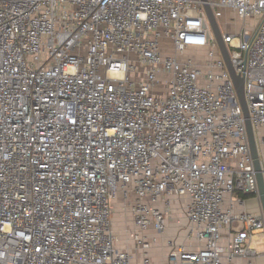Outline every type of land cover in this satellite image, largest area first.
Returning a JSON list of instances; mask_svg holds the SVG:
<instances>
[{"label":"built area","instance_id":"built-area-1","mask_svg":"<svg viewBox=\"0 0 264 264\" xmlns=\"http://www.w3.org/2000/svg\"><path fill=\"white\" fill-rule=\"evenodd\" d=\"M207 3L242 22L221 32L264 165V0ZM203 5L0 0V264H133L117 201L143 264L175 212L186 243L167 241L165 264L264 258L245 119Z\"/></svg>","mask_w":264,"mask_h":264},{"label":"water","instance_id":"water-1","mask_svg":"<svg viewBox=\"0 0 264 264\" xmlns=\"http://www.w3.org/2000/svg\"><path fill=\"white\" fill-rule=\"evenodd\" d=\"M201 1L204 3V5H203L204 9L207 13L211 28L213 30L217 44L219 46L220 53L223 56V59L225 61V64H226L227 69L229 71V74L231 76V80H232L233 85L235 87V90L237 92V96H238L240 106L242 108V113H243V117L245 119V124H246V129H247L249 147H250L251 154H252V157L254 160L255 171L257 174V181H258L259 193H260L259 199H260L262 211L264 214V165H263V160H262L260 148H259L257 140H256L255 130H254V127H253V124L251 121L248 104L246 101L245 78H244V76L237 74L233 65H232L227 46L224 42L222 32L220 30V27L218 25V22L215 18V15H214V12H213L211 6L207 3V0H201Z\"/></svg>","mask_w":264,"mask_h":264},{"label":"rangeland","instance_id":"rangeland-1","mask_svg":"<svg viewBox=\"0 0 264 264\" xmlns=\"http://www.w3.org/2000/svg\"><path fill=\"white\" fill-rule=\"evenodd\" d=\"M218 24L220 26V29L223 33L229 32L231 34H240V30L242 28V22L239 20L236 16L226 14L224 15L221 19L218 20ZM202 55L204 54L201 52ZM190 54H193L195 56H198V54L195 52H191ZM264 152V150H263ZM117 208V207H116ZM116 213H114V221H115V234L117 235L118 239V245L121 248L127 249L128 246L130 248V251H138L137 248H135V243L130 241V243L127 242V233L126 230L130 229L133 227L132 221H131V216L129 212L122 210V206ZM167 234V233H166ZM186 234V227L181 226L180 228L177 229H171L170 228V233L168 234L171 238H173V242L175 244L178 243L179 238H183V236ZM168 236V237H169ZM186 241V237H184ZM184 241V240H183ZM162 246L160 245L159 248H157L156 251H166L168 249L165 244V239L163 240L162 238ZM134 247V248H133ZM166 248V249H165ZM169 251V250H168ZM259 264H264V259L262 258Z\"/></svg>","mask_w":264,"mask_h":264},{"label":"crops","instance_id":"crops-1","mask_svg":"<svg viewBox=\"0 0 264 264\" xmlns=\"http://www.w3.org/2000/svg\"><path fill=\"white\" fill-rule=\"evenodd\" d=\"M258 22H259L258 19H252V20H249L248 21L247 28H248V31H250V33L252 35L255 32V28H256ZM242 198L245 201V206H244L245 207V210H247L250 213H254V214H261V213H263L262 206H261V203H260V199H258L255 196H250V197H247V198L242 197ZM118 209H119V213H120V211H121L120 210L121 209V203H120V201H117V203L115 204V213L118 211ZM181 226L187 227V221L183 217V214L182 213L175 212L174 213V219L171 222L170 228L173 229V227H174V229H177V228H180ZM170 228L167 230V232H166L167 234H165V236L163 238V240L165 239L166 247H167V243H166L167 241L174 240L173 238H171L168 235L170 233ZM186 236H187V231H186V234L183 236V238H179L180 241H178V243L176 245L185 244L186 241H185L184 237H186ZM160 245L162 246L161 240L159 241V243L154 244L153 245V248L150 250V260H151V263L152 264H165L166 263V258H167V255L170 252V249H169V247H167L168 249L165 248L166 251H156L157 248L160 247ZM131 253L134 255L133 264H143L142 263V261H143L142 251H139V250L138 251H131ZM261 259H258L257 260V264L260 263Z\"/></svg>","mask_w":264,"mask_h":264},{"label":"trees","instance_id":"trees-1","mask_svg":"<svg viewBox=\"0 0 264 264\" xmlns=\"http://www.w3.org/2000/svg\"><path fill=\"white\" fill-rule=\"evenodd\" d=\"M250 196H252V195H243L244 198H247V197H250Z\"/></svg>","mask_w":264,"mask_h":264}]
</instances>
